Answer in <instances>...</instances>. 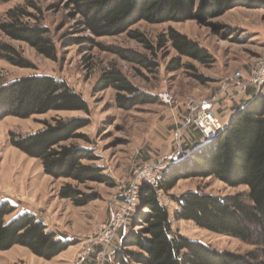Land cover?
Listing matches in <instances>:
<instances>
[{
    "label": "rangeland",
    "instance_id": "1",
    "mask_svg": "<svg viewBox=\"0 0 264 264\" xmlns=\"http://www.w3.org/2000/svg\"><path fill=\"white\" fill-rule=\"evenodd\" d=\"M23 4L28 12L39 17L41 23L49 28L57 59L53 61L45 58L28 44L10 39L0 31V43L13 46L18 55L28 62V67L14 65L4 58L0 48V84L26 75H52L64 80L82 96L87 102L89 113L50 110L26 118L14 115L0 118V200H8L15 207L5 219L14 216L19 209L35 212V217L43 222L46 230L54 232L57 237L70 240L72 246L77 244L68 248L70 252L75 251L72 257L74 262L63 255L58 256L60 253L55 255L58 256L56 259H45L25 246L13 245L9 248L11 250L0 251V264H62V259L75 264L76 254L80 251L87 252L91 247L96 254L102 248L89 240L96 227L106 222L112 212L119 208L123 194L132 183L138 187L142 196L145 186L151 185L139 177L140 171L160 163L164 165L161 176L174 174L180 177L166 193L156 189L159 202L168 208L173 230L217 251L236 254L251 251L252 245L234 236L201 228L190 220L173 218V212L178 207L174 199L186 191L226 196L237 192L246 193L247 188L243 184L229 186L213 175L185 177L181 164L188 160L183 158L188 157L195 147L182 145V149L178 148L176 142L173 145L172 137L177 128L187 132L186 126L189 125L185 126L180 118L184 116L185 110H190L185 105L187 101L207 102L226 124L229 115L235 113L234 108L239 102L244 105L259 93L254 91L250 97L238 92L235 86L244 83L264 60V5H236L219 16L210 17L208 20L217 25V31L195 19L158 24L139 21L130 26L144 32L151 41L167 27L175 28L203 46L212 56L213 61L203 65L188 57L178 56L171 48L164 49L168 51V55L151 58L125 32L114 36L92 37L100 46L85 42L63 47V38L66 40L69 37L88 35L77 33L79 29L76 21L79 17L73 19L72 10L66 6L65 0L0 1V22L6 19L8 9ZM31 4L40 8L41 12L33 9ZM30 21L33 22L34 18L31 17ZM111 47L146 54L158 66L153 72H149L133 62L121 59L110 51ZM160 52L164 53L163 50ZM175 59L182 64L193 65L194 69L183 65L177 70L169 71L168 66L173 65ZM111 63H115L141 91L155 99L124 108L117 105L116 91L113 88L95 90L102 71ZM236 72H240V77L235 76ZM195 74L204 76V82ZM162 92L168 93L174 102H163L158 96ZM72 116L89 118L90 123L77 130L86 134L87 141L71 139L64 144L75 142L91 149L94 157L83 158L81 162L99 167L107 182L99 179L79 183L72 178L52 177L44 173L39 159L29 157L10 143L11 132L31 133L43 128L45 121L53 124L54 118ZM190 120L192 121V117ZM64 184L74 186L89 201L77 206L70 199L61 198L59 190ZM139 205L140 199L137 208ZM127 232V225L120 229L113 241L105 247V258L99 264H117L113 258L114 250L122 234ZM89 264H97L95 257L93 261L91 256Z\"/></svg>",
    "mask_w": 264,
    "mask_h": 264
},
{
    "label": "trees",
    "instance_id": "2",
    "mask_svg": "<svg viewBox=\"0 0 264 264\" xmlns=\"http://www.w3.org/2000/svg\"><path fill=\"white\" fill-rule=\"evenodd\" d=\"M65 4L72 10L73 19L79 17L77 33L88 35L63 38V47L85 42L100 46L92 37L125 32L151 58L164 57L168 55L164 49L171 48L178 56L208 65L213 61L208 51L175 28L167 27L151 41L144 32L130 26L139 21L158 24L195 19L217 31V25L208 20L210 17L219 16L236 5L258 7L264 5V0H65ZM31 7L40 11L34 4ZM0 31L10 39L28 44L45 58L57 59L49 28L28 12L24 4L7 10L6 19L0 22ZM0 48L7 61L28 67V62L13 46L0 43ZM110 51L149 72L158 66L148 55L134 50L111 47ZM183 65L194 69L193 65L175 59L168 70H177ZM195 76L204 82V76ZM108 87L116 91L115 101L120 107L129 108L155 99L128 80L115 63L102 71L95 90ZM50 110L89 113L82 96L52 75H26L0 84V118L6 115L26 118ZM89 123V118L84 116L54 118L53 124L45 121L43 128L31 133L11 132L9 139L11 145L39 159L44 173L52 177L72 178L79 183L99 179L107 182L99 167L81 162L83 158L94 157L91 149L75 142L64 144L71 139L87 141L86 134L77 130ZM184 159H188L181 164L185 177L213 175L229 186L243 184L247 190L226 196L186 191L174 199L178 207L173 218L190 220L201 228L234 236L252 245V250L241 254L217 251L173 230L168 208L159 202L156 191L166 193L180 177L163 174L157 188L145 186L140 205L126 224L128 232L122 234L115 247L114 261L117 264H264V93H257L238 107L215 141L196 146ZM59 196L77 206L89 201L70 184L60 188ZM14 208L8 200H0V251L21 245L39 257L51 259L73 244L46 230L43 222L31 213L21 212L5 219Z\"/></svg>",
    "mask_w": 264,
    "mask_h": 264
},
{
    "label": "built area",
    "instance_id": "3",
    "mask_svg": "<svg viewBox=\"0 0 264 264\" xmlns=\"http://www.w3.org/2000/svg\"><path fill=\"white\" fill-rule=\"evenodd\" d=\"M240 75V72L235 73V76L237 77H240ZM249 83L255 92L264 93V60L259 64L254 74L250 77ZM158 96L167 104L174 102L172 97L166 92H162L158 94ZM176 104H181V102H176ZM185 105L190 109L194 108L192 123L205 139V142H209L217 138L225 124L217 116L214 110L208 106L196 107V101L193 100L187 101ZM163 167L164 165L161 163L157 166H150L148 169L140 171L139 177L156 188L159 184ZM139 199L140 191L138 187L132 183L128 190L123 194L119 208L112 212L106 222L99 224L96 227L93 236L89 237L92 244L95 246L100 245L102 250H99L96 254L93 252L91 247L87 250V252L80 251L76 254L77 260H75V264H89L91 256L93 261L95 257L97 264H99L100 260L105 258V247L113 241L120 229L126 226L130 217L137 209Z\"/></svg>",
    "mask_w": 264,
    "mask_h": 264
},
{
    "label": "crops",
    "instance_id": "4",
    "mask_svg": "<svg viewBox=\"0 0 264 264\" xmlns=\"http://www.w3.org/2000/svg\"><path fill=\"white\" fill-rule=\"evenodd\" d=\"M255 72V71H254ZM254 72L251 74V75H249L247 78H246V80H245V82L244 83H242V84H238L237 86H235V89H237L238 90V92H243L245 95L247 94V96H250L251 97V95H253L254 94V89H253V87L251 86V84L249 83V79H250V77L254 74ZM196 107L197 106H209L210 108H212V106L210 105V104H207V102H205V103H202V102H200V101H198V100H196V105H195ZM240 106H242V103H240L239 102V104H237L236 106H235V108H234V111L238 108V107H240ZM213 109V108H212ZM192 112L194 113V108H192V109H190V110H185V112H184V116L182 115L180 118L182 119V121H183V124H185V126L188 124L189 125V127L188 126H186L187 127V132L185 131V130H179V128H177L176 130H175V134H173V136L174 137H172V139H174V142H173V145H174V143L176 142L177 143V145H178V148H181L182 149V145H184V146H187L188 145V147L189 148H192V147H196V146H198L199 144H202V143H204L205 141H204V139H203V137L201 136V134L199 133V131L195 128V126L193 125V123L192 124H190V118L193 116L192 115ZM214 112L217 114V116L219 117V118H221L220 116H219V114L214 110ZM233 113V112H232ZM232 116V114H230L229 115V117L228 118H230ZM192 122V121H191ZM185 126H183V128L185 127ZM180 142H182V143H184V144H181ZM180 143V144H179ZM180 145V146H179ZM185 148V147H184ZM180 149V150H181ZM186 150V149H185ZM184 150V151H185ZM165 153H167V152H165ZM21 212H28V213H31V214H33L34 216H35V212H30V211H27V210H25V209H19L16 213H15V215L17 214V213H21ZM77 244H75V245H71V246H69V247H74V246H76ZM68 247V248H69ZM68 248L67 249H65V250H63L62 252H60V254L58 255V256H61V255H63L65 258H67L68 260L70 259V260H73V256L75 255L74 254V252L75 251H72V252H70V251H68ZM9 250H11V249H9ZM8 250V251H9ZM70 252V253H69ZM58 256H55V257H53L52 259H56V257H58ZM62 257V256H61ZM58 259V258H57ZM73 262H74V260H73ZM61 263L62 264H71L70 262H68L67 263V260L65 261V260H63L62 259V261H61Z\"/></svg>",
    "mask_w": 264,
    "mask_h": 264
}]
</instances>
